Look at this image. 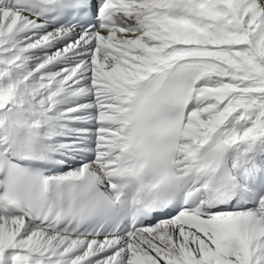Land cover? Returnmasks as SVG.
<instances>
[{
    "label": "snow or ice",
    "instance_id": "snow-or-ice-1",
    "mask_svg": "<svg viewBox=\"0 0 264 264\" xmlns=\"http://www.w3.org/2000/svg\"><path fill=\"white\" fill-rule=\"evenodd\" d=\"M0 264H264V0H0Z\"/></svg>",
    "mask_w": 264,
    "mask_h": 264
}]
</instances>
